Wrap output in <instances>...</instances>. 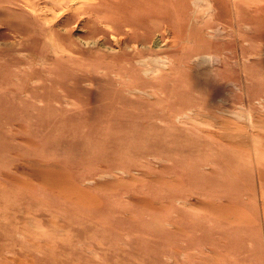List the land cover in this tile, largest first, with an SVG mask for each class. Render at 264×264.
Masks as SVG:
<instances>
[{
	"label": "rangeland",
	"instance_id": "1",
	"mask_svg": "<svg viewBox=\"0 0 264 264\" xmlns=\"http://www.w3.org/2000/svg\"><path fill=\"white\" fill-rule=\"evenodd\" d=\"M0 264H264V0H0Z\"/></svg>",
	"mask_w": 264,
	"mask_h": 264
}]
</instances>
